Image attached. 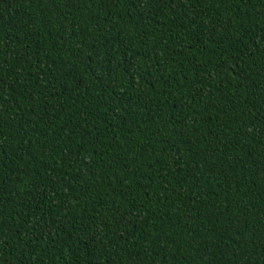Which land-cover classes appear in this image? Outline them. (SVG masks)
<instances>
[{
  "label": "trees",
  "instance_id": "16d2710c",
  "mask_svg": "<svg viewBox=\"0 0 264 264\" xmlns=\"http://www.w3.org/2000/svg\"><path fill=\"white\" fill-rule=\"evenodd\" d=\"M0 264H264V0H0Z\"/></svg>",
  "mask_w": 264,
  "mask_h": 264
}]
</instances>
